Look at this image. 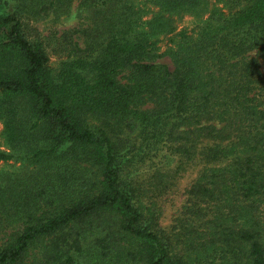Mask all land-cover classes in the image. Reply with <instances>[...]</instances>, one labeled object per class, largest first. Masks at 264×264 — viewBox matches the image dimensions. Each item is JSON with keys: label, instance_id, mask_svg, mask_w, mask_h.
Segmentation results:
<instances>
[{"label": "trees", "instance_id": "16d2710c", "mask_svg": "<svg viewBox=\"0 0 264 264\" xmlns=\"http://www.w3.org/2000/svg\"><path fill=\"white\" fill-rule=\"evenodd\" d=\"M144 1L78 0L52 73L27 23L72 0H0V264H264V0ZM162 148L199 166L169 231L174 174L128 169Z\"/></svg>", "mask_w": 264, "mask_h": 264}, {"label": "rangeland", "instance_id": "374dc122", "mask_svg": "<svg viewBox=\"0 0 264 264\" xmlns=\"http://www.w3.org/2000/svg\"><path fill=\"white\" fill-rule=\"evenodd\" d=\"M138 0H136L137 2ZM78 0H72L68 8H60L52 11L48 16L37 21H30L27 23L26 35L30 40H33L37 36L41 41H45L44 49L48 56L47 66L55 73L60 66V62L66 57L65 54L59 50H53L55 48V38H57L64 30L80 26V23L87 21L85 19V14H81L77 7ZM210 6H213V0H208ZM143 5L148 8V13L144 15L143 19H150L157 11V7L148 1L141 0ZM220 6V4H218ZM176 29H186L190 31L195 29L196 25H199L198 20L190 15H183L177 19ZM75 36H73L74 38ZM156 45L158 46V52H162L167 45H169L168 36L159 35ZM79 41V40H78ZM159 61L171 67V62L167 56H162L158 58ZM2 124L0 122V149H4L5 145L3 143V138L1 136ZM133 137V135H131ZM140 154V148L137 150ZM167 155L168 159L165 163V159L161 155ZM178 160L175 156L168 154L165 148H162L156 156L152 157L150 160H145L140 163V158L132 161L131 165H128L130 170L129 178L133 181V184L138 186L140 184L148 185L153 187L155 182V176L157 170H160L163 166V171L174 174L173 184L169 188H165L160 194L156 191H151L148 194L150 199L154 200L156 205V210L158 212V227L162 231H169V229L174 226L176 220L180 217H184L182 214V205L185 198V190L193 182L197 175V170L199 166H185L184 169H177ZM10 163V164H9ZM3 163L0 161V167L2 168H15L17 163ZM12 165V166H11ZM175 170V172H174ZM149 190V189H148ZM148 192V191H147ZM146 200V199H145ZM179 218V219H180ZM182 252V251H180Z\"/></svg>", "mask_w": 264, "mask_h": 264}]
</instances>
